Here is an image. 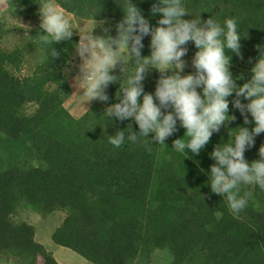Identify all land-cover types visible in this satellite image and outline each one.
I'll list each match as a JSON object with an SVG mask.
<instances>
[{
    "label": "trees",
    "instance_id": "16d2710c",
    "mask_svg": "<svg viewBox=\"0 0 264 264\" xmlns=\"http://www.w3.org/2000/svg\"><path fill=\"white\" fill-rule=\"evenodd\" d=\"M46 0H8L10 7L28 12ZM67 12L97 22L93 38L106 42L119 38L117 25L128 3L136 5L150 27L158 26L165 0H55ZM184 20H196L206 27L212 19L225 27L228 18L237 21L239 52L225 47L228 69L236 88L252 80L254 70L264 59V0H181ZM0 26V132L8 138L30 142L31 162L12 161L0 171V256L14 264H59L36 241L35 228L17 223L18 208L28 207L44 217L55 211L65 213L60 227L52 234L56 244L67 247L93 264H149L156 249L169 252L170 264H264V190L258 185H242L241 194L250 193L248 206L234 217L226 198L212 192V155L217 148L234 146L240 128L254 127L251 114L243 115L234 101V90L225 121L212 132L208 142L193 152L187 146L177 151L175 141L187 142L186 129L177 118L175 128L164 138L155 132L143 134L134 117L118 119L108 109L124 96L123 88L134 73L137 58L109 69L114 77L103 89L106 100L99 99L93 110L75 118L65 107L70 95L64 68L77 45L76 38L59 41L40 39L43 61L32 74L22 70L15 76L11 68L21 69L26 53L22 47L7 49L1 43ZM223 40V35L220 37ZM140 59L151 55V35H144ZM115 46V45H113ZM127 46V45H126ZM128 47V46H127ZM181 47L195 55L199 49L189 40ZM155 66H146L140 81L143 93H151L163 75H172ZM180 75V74H179ZM182 76V75H180ZM203 97L202 86L196 88ZM28 104L35 112L25 114ZM162 114L173 112L161 107ZM249 123H245L244 117ZM124 133V143L114 148L109 136ZM135 135L136 140L129 137ZM264 131L246 146L244 158L260 159ZM26 209V208H24ZM41 259V261H39Z\"/></svg>",
    "mask_w": 264,
    "mask_h": 264
},
{
    "label": "clouds",
    "instance_id": "9594fccd",
    "mask_svg": "<svg viewBox=\"0 0 264 264\" xmlns=\"http://www.w3.org/2000/svg\"><path fill=\"white\" fill-rule=\"evenodd\" d=\"M165 3L164 7L152 9L162 14L158 26L154 28L150 27L136 5L128 3L123 19L117 25L118 39L108 43L103 38H89L87 43H81V55L89 53L84 66L87 69L84 77L85 96L107 99L103 89L114 80L109 69L118 62L119 57L113 45H118L119 49L127 45L137 58L136 67L123 88V99L108 109L109 116L114 115L118 119L134 117L141 132L147 134L154 131L155 139L161 144L166 136L176 130L178 118L181 126L186 129L188 139L187 142L177 139L174 142L175 148L182 151L187 146L193 152H198L208 142L212 132L218 130L225 121L229 104L226 97L229 94L235 90L237 97L242 95L248 99L247 105H242L236 99L234 107L239 108L242 115L246 109L251 114L254 127L251 131L247 127L240 128L234 136V146L228 144L212 153L218 163L211 166V190L226 198L229 211L238 218L248 206L251 196L246 191L241 194V186L255 184L264 190V146L259 149L260 159L249 163L243 156L245 147L254 144V136L264 131V59L257 64L251 82L237 89L231 79L229 60L224 51L227 47L239 52L237 21L228 18L222 28L219 23L209 19L204 22L206 27L197 26L196 20L181 18L185 13L181 0H165ZM42 10L41 27L47 33L40 37L42 41H59L71 35L69 22L62 12L55 10L49 3H44ZM148 34L151 35V55L140 59V48L143 47L141 40ZM222 35L223 40L220 39ZM189 40L199 49L193 60L196 75L180 76L179 72L163 75L155 89V100L158 103L154 102L151 93H144L142 100L138 99L144 91L140 81L146 66L152 65L163 71L174 64L176 69H182L180 57L186 49L181 45ZM201 86L203 97L196 90ZM169 106L173 112L162 114L161 107ZM244 121L249 123L247 116ZM129 140L135 141L136 136H130ZM108 142L114 148L122 147L124 133L109 136Z\"/></svg>",
    "mask_w": 264,
    "mask_h": 264
},
{
    "label": "rangeland",
    "instance_id": "374dc122",
    "mask_svg": "<svg viewBox=\"0 0 264 264\" xmlns=\"http://www.w3.org/2000/svg\"><path fill=\"white\" fill-rule=\"evenodd\" d=\"M44 3L51 4L55 10L63 13L64 18L69 22V29L71 31L69 37L76 38L78 41L70 54L69 63L64 68L66 80L70 86V95L65 101V107L72 116L81 118L86 113L91 112L96 102L99 100V98H89L85 96L86 81L84 77L87 69L84 66L89 58V53L84 52L83 55L80 53L81 43H87L89 38H93V30L97 26V22L77 17L76 14L65 11L55 0H46ZM42 19V6L30 13L23 8L16 9L10 7L8 0H0V26H3L4 30L1 43L3 47L9 50L22 47L26 53V60L23 66H21V69L11 68L12 73L16 76L20 74V70H22L24 76L32 74L36 65L43 61V57L40 56L43 51L40 49L41 46L37 36V33L43 29L41 27ZM113 47L114 50L119 52L118 62L122 59H129L131 52L127 46H125L124 49H119L118 45ZM194 57L195 55L186 50L180 57L183 62L182 69H176L173 64L163 71H168L170 73L179 72L182 76L189 74L195 76L196 68L193 64ZM118 62L112 68L116 67L119 64ZM35 109L36 105L28 104L24 113L31 115L35 112ZM31 155L32 152L28 140L10 139L4 133L0 132V171L5 170L12 161L31 162ZM24 208L27 209L28 207L18 208L17 214H14V220L17 223L27 222L34 226L35 239L37 242L44 243L46 237L49 236L51 242L54 244L50 245V247L56 250L59 249L62 253V255L57 257L58 260L61 262L63 261L64 264H93L73 250L61 247L53 242L52 234L59 227L56 225L61 214H63L65 218L64 212L55 211L58 213H56L57 215L54 217L51 216L52 213L44 217L38 212L26 210ZM169 254V252L167 253L164 250L156 249L151 255L149 264H170L171 256ZM39 261H41V259ZM14 262L15 260L7 261L3 256H0V264H14Z\"/></svg>",
    "mask_w": 264,
    "mask_h": 264
},
{
    "label": "crops",
    "instance_id": "0c3cea01",
    "mask_svg": "<svg viewBox=\"0 0 264 264\" xmlns=\"http://www.w3.org/2000/svg\"><path fill=\"white\" fill-rule=\"evenodd\" d=\"M56 213H58V212H54V213H52L51 216L54 217L55 215H57ZM63 219H64V215L61 214L60 219L58 220L56 226H59V225L62 223ZM38 242H39V241H38ZM39 243L42 244V245L46 248V250H47L48 252H50V253L55 257V259L58 261L59 264H64L63 261L61 262L60 260L57 259L58 256L62 255V253L59 251V249L56 250V249L50 247V245H54V244L51 242V239H50L49 236L46 237V241H45L44 243H42V242H39ZM59 246H60V245H59ZM61 247H63V246H61ZM65 248H66V247H65ZM70 253H71V252H70ZM70 253H68V254H70Z\"/></svg>",
    "mask_w": 264,
    "mask_h": 264
}]
</instances>
